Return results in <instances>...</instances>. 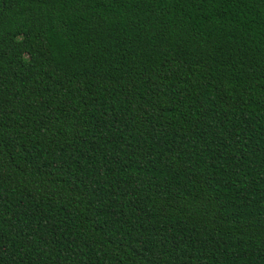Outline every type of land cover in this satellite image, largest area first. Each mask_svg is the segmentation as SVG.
<instances>
[{
    "label": "trees",
    "instance_id": "16d2710c",
    "mask_svg": "<svg viewBox=\"0 0 264 264\" xmlns=\"http://www.w3.org/2000/svg\"><path fill=\"white\" fill-rule=\"evenodd\" d=\"M0 264H264V0H0Z\"/></svg>",
    "mask_w": 264,
    "mask_h": 264
}]
</instances>
